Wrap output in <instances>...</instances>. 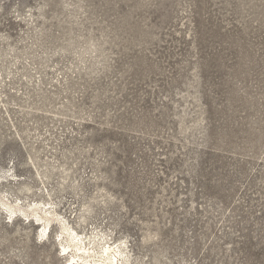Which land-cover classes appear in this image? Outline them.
<instances>
[{
  "label": "rangeland",
  "instance_id": "374dc122",
  "mask_svg": "<svg viewBox=\"0 0 264 264\" xmlns=\"http://www.w3.org/2000/svg\"><path fill=\"white\" fill-rule=\"evenodd\" d=\"M12 174L130 264H264V0H0ZM59 228L1 209L0 264H68Z\"/></svg>",
  "mask_w": 264,
  "mask_h": 264
},
{
  "label": "bare ground",
  "instance_id": "6f19581e",
  "mask_svg": "<svg viewBox=\"0 0 264 264\" xmlns=\"http://www.w3.org/2000/svg\"><path fill=\"white\" fill-rule=\"evenodd\" d=\"M6 178L0 175L1 181L14 180L17 178ZM3 178V179H2ZM3 193V192H2ZM0 192V210L4 209L9 216H14L19 212L25 217L32 216L36 224L40 227L38 231L41 237H48L52 222L59 224V233L56 234L60 250L63 255H67L68 264H130L129 253L124 245H110L106 239L101 237V241H95L94 237L82 236L74 227L59 216L55 205L50 202H34L23 205L10 201L5 193Z\"/></svg>",
  "mask_w": 264,
  "mask_h": 264
}]
</instances>
